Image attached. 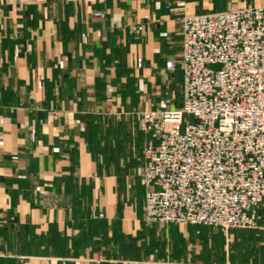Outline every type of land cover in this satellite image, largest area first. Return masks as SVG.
Segmentation results:
<instances>
[{
    "label": "crops",
    "instance_id": "1",
    "mask_svg": "<svg viewBox=\"0 0 264 264\" xmlns=\"http://www.w3.org/2000/svg\"><path fill=\"white\" fill-rule=\"evenodd\" d=\"M247 5L264 0H0V264H156L136 184L149 87L182 86L185 16ZM183 257L160 254L264 264V203L220 263Z\"/></svg>",
    "mask_w": 264,
    "mask_h": 264
},
{
    "label": "built area",
    "instance_id": "2",
    "mask_svg": "<svg viewBox=\"0 0 264 264\" xmlns=\"http://www.w3.org/2000/svg\"><path fill=\"white\" fill-rule=\"evenodd\" d=\"M181 37L178 63L167 64L183 73L181 107L140 116L144 219L257 229L264 203V7L185 16Z\"/></svg>",
    "mask_w": 264,
    "mask_h": 264
},
{
    "label": "rangeland",
    "instance_id": "3",
    "mask_svg": "<svg viewBox=\"0 0 264 264\" xmlns=\"http://www.w3.org/2000/svg\"><path fill=\"white\" fill-rule=\"evenodd\" d=\"M178 63V61H173ZM149 87L151 93H156L154 98L160 100L153 109L155 110H169L177 109L182 103L181 81H155ZM123 169V168H122ZM121 170V168H120ZM140 167L137 180H141ZM139 185L141 192L144 193L141 183ZM154 226V225H152ZM157 226L154 229V237L150 240L154 243L152 248V260L156 264H171L161 259L160 254L170 255L172 253H181L184 255L183 259L187 262L199 258L200 263L212 255L214 263H220L223 257V246L230 240L233 243L240 238L243 231L247 232L249 229H221L204 226L197 227H179V226ZM225 253V252H224ZM161 259L162 261H159ZM203 260V261H202Z\"/></svg>",
    "mask_w": 264,
    "mask_h": 264
},
{
    "label": "trees",
    "instance_id": "4",
    "mask_svg": "<svg viewBox=\"0 0 264 264\" xmlns=\"http://www.w3.org/2000/svg\"><path fill=\"white\" fill-rule=\"evenodd\" d=\"M181 107V106H180ZM179 107V108H180ZM179 108H177V109H179ZM146 141V140H145ZM145 144V143H144ZM143 149H144V147H143ZM142 156H143V151H142ZM143 165H144V160H143ZM125 170H127V167L125 166V167H123ZM180 227V226H179ZM193 227H197V226H193ZM254 230V229H253ZM253 230H248V232H251V231H253ZM253 238V237H252Z\"/></svg>",
    "mask_w": 264,
    "mask_h": 264
}]
</instances>
